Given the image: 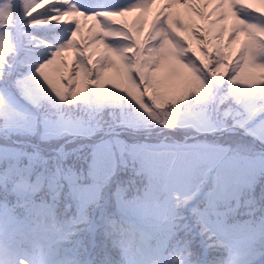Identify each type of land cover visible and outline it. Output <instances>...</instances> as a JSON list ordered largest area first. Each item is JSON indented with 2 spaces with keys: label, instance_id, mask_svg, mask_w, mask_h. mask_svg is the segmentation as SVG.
<instances>
[{
  "label": "snow or ice",
  "instance_id": "6c2138e0",
  "mask_svg": "<svg viewBox=\"0 0 264 264\" xmlns=\"http://www.w3.org/2000/svg\"><path fill=\"white\" fill-rule=\"evenodd\" d=\"M0 264H264V12L0 0Z\"/></svg>",
  "mask_w": 264,
  "mask_h": 264
},
{
  "label": "trees",
  "instance_id": "16d2710c",
  "mask_svg": "<svg viewBox=\"0 0 264 264\" xmlns=\"http://www.w3.org/2000/svg\"><path fill=\"white\" fill-rule=\"evenodd\" d=\"M48 5L45 3V4H42L41 8L37 9V11H42L44 8H46ZM35 14V13H34ZM77 39L79 40L80 37L78 36ZM64 58L65 60H67L69 62V60L72 58L73 62L75 61L76 59V56H75V52L74 51H70V52H66L64 54ZM71 64V63H70ZM68 72H71L72 69L69 68L67 69ZM43 147L47 148L48 145H43ZM70 147H75V145H70ZM247 209L243 206H241L239 209H238V215L240 216V218L244 219V220H247L249 217L247 215H245ZM257 216H259V212H257Z\"/></svg>",
  "mask_w": 264,
  "mask_h": 264
},
{
  "label": "rangeland",
  "instance_id": "374dc122",
  "mask_svg": "<svg viewBox=\"0 0 264 264\" xmlns=\"http://www.w3.org/2000/svg\"><path fill=\"white\" fill-rule=\"evenodd\" d=\"M250 3L253 4L254 8H260L261 12H264V4L261 3V0H250ZM157 7H159V5ZM136 15H138V14H136V13L131 14L128 17L129 21L131 22L132 20H134ZM150 19H151V17H150ZM84 35L85 36L87 35V30L86 29L84 31ZM69 61H70V63H72V58Z\"/></svg>",
  "mask_w": 264,
  "mask_h": 264
}]
</instances>
